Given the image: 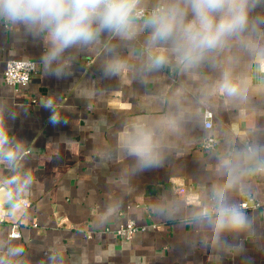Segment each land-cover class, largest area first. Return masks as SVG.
I'll return each instance as SVG.
<instances>
[{
	"label": "crops",
	"instance_id": "0c3cea01",
	"mask_svg": "<svg viewBox=\"0 0 264 264\" xmlns=\"http://www.w3.org/2000/svg\"><path fill=\"white\" fill-rule=\"evenodd\" d=\"M143 2L149 9L159 0ZM250 16L264 19V4ZM258 28L254 39L260 41L264 24ZM148 35L103 32L49 65L46 34L0 23V191L10 194L0 198V264H264L259 209L240 208L247 227L218 239L210 223L216 188L225 187L228 203L237 207L245 194L264 205V172L244 162L239 181L227 187L223 167L247 148L264 150V83L253 76L256 63L264 72V59L233 47L220 53L215 67L146 70ZM9 59L36 64L18 90L3 79ZM113 59L124 67L106 73ZM225 69L237 95L220 87ZM177 104L183 118L164 136L159 162L139 165L121 147L124 125L154 120ZM205 110L213 114L210 129ZM209 136L217 137L212 149L203 146ZM127 220L146 229L123 240L115 229ZM13 225L19 237L9 235Z\"/></svg>",
	"mask_w": 264,
	"mask_h": 264
},
{
	"label": "clouds",
	"instance_id": "9594fccd",
	"mask_svg": "<svg viewBox=\"0 0 264 264\" xmlns=\"http://www.w3.org/2000/svg\"><path fill=\"white\" fill-rule=\"evenodd\" d=\"M258 4H264V0H159L147 12L143 0H0V23L23 26L33 35L46 34L50 47L44 59L49 65L60 61L70 49L93 44L103 32L132 39L147 30L146 70L174 64L181 71L190 72L205 64L218 66L220 53L233 47L254 50L264 59V44L260 43L264 36H260V41L254 39L264 19L250 16ZM231 61L229 57L228 62ZM123 67V61L113 59L106 64L105 72L115 74ZM54 71L59 75L61 68ZM220 87L229 96L239 92L228 69L223 72ZM182 118L177 104L176 111L154 120L128 122L120 133L121 147L139 165L153 166L159 162L164 136L176 131ZM58 122L52 117L53 124ZM261 151L264 150L247 148L235 162L223 161L227 187L239 181L244 162H253L255 171L264 172V158H257ZM9 195L6 189L0 191V198ZM214 199L210 223L217 239L222 232L247 227L241 209L228 203L225 187L214 189Z\"/></svg>",
	"mask_w": 264,
	"mask_h": 264
},
{
	"label": "built area",
	"instance_id": "2783aa9c",
	"mask_svg": "<svg viewBox=\"0 0 264 264\" xmlns=\"http://www.w3.org/2000/svg\"><path fill=\"white\" fill-rule=\"evenodd\" d=\"M156 7V6H155ZM146 9L147 12H151L153 9ZM36 64L33 60L27 59H9L6 61L4 70H3V79L4 81L12 86L15 90L26 86L35 72ZM212 117L213 114L210 110L204 111V127L210 129L212 127ZM217 142V137L209 136L207 139L203 141V146L206 149H212L215 147ZM190 189V188H189ZM191 190V189H190ZM192 191V190H191ZM190 191V192H191ZM176 194H178V189L175 190ZM22 204L24 206L28 205V200L22 199ZM203 213H208V208L203 205ZM239 208L247 209L254 208L259 209L261 213L264 214V205L256 199L252 194H245L239 202ZM16 225H13L10 231L11 237H19V230L16 228ZM146 227L143 225L136 224L133 220H127L123 225H120L115 229V233L118 237L123 240H128L132 237V235L138 231L145 230Z\"/></svg>",
	"mask_w": 264,
	"mask_h": 264
},
{
	"label": "water",
	"instance_id": "95a60500",
	"mask_svg": "<svg viewBox=\"0 0 264 264\" xmlns=\"http://www.w3.org/2000/svg\"><path fill=\"white\" fill-rule=\"evenodd\" d=\"M254 81L264 83V72L260 70L259 64L256 63L253 66Z\"/></svg>",
	"mask_w": 264,
	"mask_h": 264
}]
</instances>
